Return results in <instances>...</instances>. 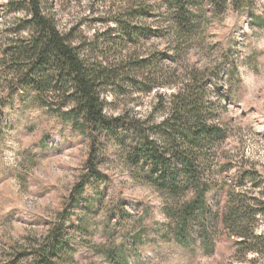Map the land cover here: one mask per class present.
I'll list each match as a JSON object with an SVG mask.
<instances>
[{
    "label": "rangeland",
    "instance_id": "obj_1",
    "mask_svg": "<svg viewBox=\"0 0 264 264\" xmlns=\"http://www.w3.org/2000/svg\"><path fill=\"white\" fill-rule=\"evenodd\" d=\"M7 1L0 0V57L15 41L30 35L26 12L7 8ZM118 3L119 0H49L47 8L58 27L72 32L86 54L96 55L93 49L97 50L112 64L118 61L122 49L121 56L133 53L139 58L157 51L172 52L168 39L154 36L135 45L117 46L108 34L116 26L112 11ZM250 4L264 17V0H250ZM220 14L219 22H210L205 29L204 44L193 47L183 58L176 55V62L161 60L158 66L153 64L137 74L136 78L142 81L138 86L122 80L105 86V113L116 116L126 112L161 120L166 116L168 100L178 83L182 85L187 78L192 65L225 61L221 67L222 95L227 99L221 103L226 102L223 117L230 119V134L223 143L221 160L228 165L221 177L254 169L264 188V27L239 16L233 6ZM141 21L145 32L146 27L154 26L151 15ZM119 33H113V38L120 37ZM5 61L0 59V105L10 93L13 77ZM220 95L215 93L212 99L218 101ZM89 151L84 133L72 129L55 111L39 103L35 93L25 94L23 107L0 106V264L32 262V251L69 210L74 188L88 171ZM99 168L106 175L100 180L106 194L97 203V212L76 210L79 216H88L89 228L71 226L68 235L81 244L74 256L67 254L59 259V264H117L111 257L112 249L124 243L133 245L139 236L142 245H133V249L142 255L140 264H264V216L256 222L255 237H251L253 242L263 241L258 250L239 249L238 239L225 230L214 238L210 251L185 255L167 244L158 246L147 239L148 225L158 223L165 230L168 227L166 208L173 199L155 185L134 178L118 144L110 146ZM251 184L249 179L244 182ZM155 249L161 254L159 257H155ZM130 264L137 262L132 258Z\"/></svg>",
    "mask_w": 264,
    "mask_h": 264
},
{
    "label": "trees",
    "instance_id": "obj_2",
    "mask_svg": "<svg viewBox=\"0 0 264 264\" xmlns=\"http://www.w3.org/2000/svg\"><path fill=\"white\" fill-rule=\"evenodd\" d=\"M48 1L6 2L7 8L26 12L30 35L1 52L3 61L11 55L5 62L13 77L10 93L0 106L23 107L25 94L35 93L39 103L55 111L72 129L84 133L90 151L88 171L74 188L69 210L35 247L34 258L28 264H59V259L67 254L74 256L81 243L73 241L68 230L73 225L88 230V216L81 217L76 210L97 212V203L106 194L100 182L106 175L99 165L110 146L117 144L134 178L155 185L173 199L166 208V230L158 223L148 225L147 239L156 242L152 244H167L185 255H194L213 249L214 238L226 230L238 239L239 249L258 250L263 241L253 242L251 237H255L256 222L264 216L261 179L254 169L221 177L228 165L221 160L223 143L230 134V119L223 117L226 102L221 103L227 99L222 95L221 67L225 61L192 65L187 78L182 85L178 83V89L168 100L166 116L161 120L143 119L126 112L107 115L102 98V89L116 80L138 86L142 81L136 78L137 74L153 64L158 66L161 60L176 62V55L181 59L193 47L202 46L207 26L210 22L218 23L220 13L232 6L239 16L250 18L251 24L264 27V17L254 11L250 0H119L112 11L116 26L108 34L117 46L135 45L154 36L168 39L172 52L157 51L139 58L133 53L121 56L122 49L115 64L98 55L97 50L93 49L96 55L86 54L72 32L58 27L48 10ZM148 15L154 17V26L146 27L145 32L141 18ZM118 31L120 37L113 38ZM215 93L221 94L218 101L212 99ZM246 179L252 184L244 185ZM141 239L139 236L133 245H142ZM133 245L124 243L112 249L115 263L130 264L133 258L140 264L142 255ZM156 249L155 257H159Z\"/></svg>",
    "mask_w": 264,
    "mask_h": 264
}]
</instances>
